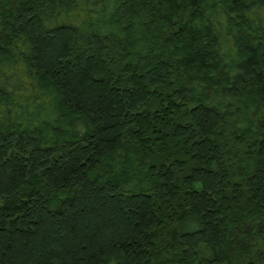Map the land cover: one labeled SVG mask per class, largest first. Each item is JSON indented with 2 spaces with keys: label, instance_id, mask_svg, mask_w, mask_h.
Segmentation results:
<instances>
[{
  "label": "trees",
  "instance_id": "trees-1",
  "mask_svg": "<svg viewBox=\"0 0 264 264\" xmlns=\"http://www.w3.org/2000/svg\"><path fill=\"white\" fill-rule=\"evenodd\" d=\"M0 264H264V0H0Z\"/></svg>",
  "mask_w": 264,
  "mask_h": 264
}]
</instances>
